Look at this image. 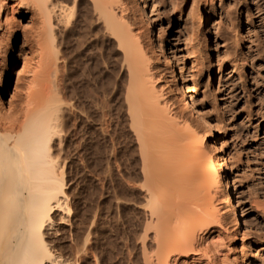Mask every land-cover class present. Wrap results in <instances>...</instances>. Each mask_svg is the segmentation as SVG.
I'll return each instance as SVG.
<instances>
[{
  "label": "rangeland",
  "instance_id": "obj_1",
  "mask_svg": "<svg viewBox=\"0 0 264 264\" xmlns=\"http://www.w3.org/2000/svg\"><path fill=\"white\" fill-rule=\"evenodd\" d=\"M52 1H54L55 3L58 2L59 4L61 2H66H63L64 0ZM131 1L132 0H115L114 2L115 6L117 5L116 7L113 5V0H104L103 2H105V5L107 4L105 6V9L109 8L106 11L111 13V15H113L112 17L115 18L116 21L118 20L117 22H120V25L122 23L128 24L127 26L130 25L129 27H131V29L135 31L138 30L140 32V24H142L143 21H141V19L138 20L139 17H137L138 14L136 13L137 9L134 8L135 5H133V2ZM142 1L144 0H139V2ZM145 1L147 3L144 12L145 14H147L146 16L150 18V20H152V36L155 37V39H160V43L164 47L163 53L159 56L158 54H156V41H150V36L148 38L147 33L144 34H147L145 36V40L147 39L149 41V43L147 44L148 41L146 40L148 49L150 45L149 52L151 53L152 51V53H154L151 55L155 56L156 54V56H158L159 60L155 56L156 58H152L151 62L153 63L154 68L158 67L156 68L157 70L155 69V72L160 73V75H158L159 80L160 83L166 85L164 86L165 88L163 87L165 91H167L166 89L170 84L168 88L170 91H167L168 93L166 92L167 96L171 97L172 95L170 101L172 104H174L173 107L178 108L179 111L182 112L180 110L181 108L177 107L179 104L175 105L177 101L175 102V100L173 99L179 100L181 98L179 92L177 91L178 89H186V91L183 90V92H185L186 94L191 93L190 96L193 98V100L197 99L196 101H194L196 102L197 106L203 107L202 113L203 111L205 112L203 114L206 119V124L205 126L199 124V126L198 123H201L202 121L197 122L198 120H196L194 114L188 113V110H186L185 112V110L182 109L184 111L182 112V114H188V116L183 115V118L185 120H187V118H192L190 120L195 123L193 124L189 119L187 120L190 121V124L192 125H190V127L188 128V131L194 135L193 140L197 143L198 147V151L195 150L196 152L192 153L191 160L193 161H190L192 162L190 163V165L192 164L190 168L199 173L201 170H203L201 166H204L205 163H207L204 160H207L206 158L210 155V151L208 150L207 146L209 147L211 143L208 142L207 139L209 138H207V135H204L205 133L203 127L205 130H207V127L211 126L210 131L208 130V133L212 137L214 136L213 138L215 139L217 145L221 146L224 151V161H226L224 163L226 171L228 174L230 173V175L235 178V180L233 178V181L239 194L238 200L236 201V203L238 204L237 210H240V212L238 211V213L240 214V216H242V219L244 218L247 222V225L241 224L239 226L236 245L240 248V245L243 242L244 249L247 250L249 248H252L250 250L252 251L250 255L254 258L252 260H246L245 263L247 262V264H264V0H182L178 1L179 6L174 4L175 6H177L175 9L171 6L170 0ZM179 2H182V4H180ZM12 3L13 2H7L6 7H4V11H7L6 13H8L9 16H12L16 23L20 21L21 25H17L16 29H14V31L10 33L9 37H6L5 35H3L2 37L3 42L0 46V63L3 61V59H1L3 58L2 55H4L5 52L8 53L9 47H14L13 54L15 55V57L11 66L12 69L9 72L10 78L4 84L0 85V104L6 109L10 104H12V106L14 107H17L20 104L23 107H26L27 104H25V101L27 99H33L32 102L34 103H31V106L29 105L30 108L34 109L38 106L37 109H39V106L41 107V103L44 99H42L41 97H43L45 94L49 95L47 92V90H49V87L52 88L56 85L57 87L55 88H58L59 91L60 87L61 90L57 92V96L60 94V96L58 97H60L59 99L63 103L62 107L64 108L66 105V107L64 108L66 111H63V115L61 116L62 119L60 118L61 123L63 125L65 123V126H63V130L65 131L63 132V134L65 136L63 135L64 141L60 146L61 148L59 147L60 149H58V155L61 154L60 156H63V158L60 156L59 157L60 159H63L61 161H63L62 166L64 171V192L67 198L66 207L71 210V214L69 216H65L62 215V213L58 212V214L56 213L57 215L54 216V221H56L55 224L57 223V230L56 234L54 233V235L52 236L53 238L50 237V241H47L49 243V248L50 250H52V253L54 252L53 255L60 256V258L62 257V259L68 258L67 260H70V262H73V264H140L141 254H139V245L135 240L137 239V237L135 238V235L137 236V233H139L140 230L139 227L143 228V223L145 222V213L144 211L142 212V209L140 208V204L143 203L145 193L144 189H141L144 193L143 195L138 184L140 182L141 184L143 183V180H138L139 177L142 178V165L140 163L141 160L139 159L140 153L138 154V143L137 141L135 142L136 138L134 134L131 133V129L128 127L129 123L126 124L128 120L126 116L127 114L125 112V106L124 109L122 108L123 106L118 107V110L116 109V106L124 105V99H122L124 98V94L122 93L123 90L122 92L120 91L123 86L120 87L121 89H119V86L124 84L123 81L124 79H126V77L123 73L119 72L121 71L119 69L121 68V63H119L118 60L121 59L120 56L122 54L119 49H117L118 44L115 40V36L113 37L111 31H105L104 27L107 28L106 26L108 25L106 21L105 23L103 22L104 17H101L102 13H99L101 15L97 16V10H94L97 14L93 12L94 8L92 9V1L79 0V4H77L76 6L78 7V9L80 7L81 8L78 10L75 6V11H73L74 13L72 12L74 15L71 13V19H68L70 21L68 22V26L63 24V26H65L63 28L61 27L62 25L52 24L54 22H51V26L55 27L52 28L56 29L55 34V31H52L54 34L53 38H55V35H57V38H55L54 40V50L58 49V52H56L57 55L59 54V57L56 56V58H58V61L55 58V60H52L53 62L56 61L57 63L56 70L54 69L55 72H57V75L53 72L54 70H52V72L51 70L50 72H48V70H45L44 72L43 70L45 68H48L46 67L48 63L44 64L43 60V64H39V57H42L45 52L47 54L49 48L47 47L49 44L47 42L49 40V35H47V40V38H45V34L47 33H43L44 35L42 34V32H44L43 29V31L41 30L40 33V26L37 22L41 20H38L39 17L33 16L35 12L29 11V13H27L24 18H20L22 10H17L15 8V11L11 13L9 6ZM65 4H68L69 6L72 5L71 2H66ZM80 4L81 6H79ZM118 5L120 6V8ZM210 6L213 7V15L206 19L208 17V14L205 13H208L210 11ZM197 8L198 10H196ZM150 10L151 14L150 12L148 13V11ZM192 10L195 11L193 12ZM121 12L123 13L121 14ZM4 15L3 17H5ZM189 16L191 19L189 18ZM3 17L2 20L4 19ZM196 17L200 18V20L198 19V22L197 19H195ZM192 18H194V20ZM204 18L206 20H204ZM112 21L114 23H111L115 25H111V29L118 25L116 21ZM140 21L142 23H140ZM200 21H204L202 26L203 29L199 25ZM33 22H35V24ZM41 22H39L40 25ZM137 22H139L140 24ZM37 24L39 27L37 26ZM102 24H104L105 26H103ZM59 26L61 27V30ZM34 27H38L39 29ZM43 27L44 26H42L41 28ZM122 27L123 24L121 25V28ZM117 28L120 29L119 25ZM63 29L66 30L64 31L65 34L62 33ZM114 29H116V27ZM57 30H60V32H57ZM46 31L49 33L47 29L45 30V32ZM72 31L73 33H71ZM1 32H3V30ZM37 33L42 35L39 37V34L37 35ZM192 34H194L193 38L191 37ZM42 36H44L47 41L43 40ZM110 36H112V38ZM44 41L46 42L45 45ZM41 43L45 46V48H43L44 46L41 47ZM59 44H61V46H59ZM58 46L60 48L56 49V47ZM41 48H43L42 50H44L43 54L41 53L43 52ZM86 49L87 52L89 51V54L87 53L85 55ZM169 49L170 52L172 51L171 53L173 54V56H175L172 60L168 52ZM52 50L53 49L51 48L48 53ZM63 50H65V52H63L64 54L61 53V51ZM119 52L121 55L119 54ZM61 55L63 57H61ZM64 55H66V57H64ZM92 55L94 58L92 57ZM50 56L48 58H50ZM81 56L83 60H81ZM52 57L53 51L51 58ZM85 57L86 60H84ZM87 57H90V60ZM51 58L47 61L51 60ZM92 58L95 60H93ZM79 60H81L82 62ZM96 60V65H100L101 68H99L98 66L93 67V65H95L93 63H95ZM167 61L170 66H168V64H165ZM85 62H88L87 65L91 67L90 71L89 69H87L88 72L85 69L88 68V66L84 68V66H86L84 65L86 64ZM98 62L101 63L98 64ZM70 63L72 66H70ZM80 63L85 69V72L82 71L83 69H81L82 66ZM41 67L43 68V70H41ZM71 67L73 69H71ZM171 67L172 69H170ZM68 69L70 71H68ZM91 69L94 70V72L98 69L97 71L101 75H98V73H96L97 71L94 73ZM99 69L102 70H100L99 72ZM116 70H119L118 73L113 72ZM171 70L173 73V75H171L172 77L170 76V74L172 73H169L171 72ZM67 71L69 72V74ZM232 71L236 72L234 74H230L232 73ZM47 72L51 75L52 73H54L52 77L54 75L56 76L52 78L50 77L51 75ZM74 72H76L77 76H80L83 72L86 75H89V72H92L94 73L93 75L97 77V79L98 77L100 78L98 80H92L96 77L92 78L91 76L89 78L90 75L86 77V75L83 73L82 76L74 79L72 77L73 75L74 77L76 76ZM179 72L181 74H179ZM43 73H46L44 74L45 76H47V74L50 75L49 78L51 79V81L52 79H54V81L50 82L48 76L43 78ZM77 73L81 74L78 75ZM92 73L90 74L92 75ZM113 73L114 75H111ZM119 73L121 75L123 74V76L119 75ZM173 76L176 77V81L174 80V82L172 80ZM82 77L85 78H83L85 81H80ZM121 77H123L124 79H121ZM102 78L105 79L102 80ZM108 78L110 79L109 81H112L113 79V81L115 80V82L120 83V85L118 86V83H113L112 81L111 83L114 84L113 88H115L113 89L111 83L108 81L107 83H109L110 85V87L108 88L111 90H109L108 88L106 89L105 87L100 90V85H103L104 83L106 84V79L108 80ZM42 80H46L47 82H50V84L47 82L46 84H43L45 82H43ZM70 81L72 84L75 83V87L78 86L76 87V89H83L87 86L89 87V85L91 84L89 88L94 90H79L82 92L93 91L92 93L94 95H91L90 92L89 95L85 92L84 93L86 96L82 95L84 93L81 94L79 90L75 89V87H71L72 84H70ZM76 81L78 82V84ZM98 81L100 82V84ZM53 82H55L56 84L54 83L53 85ZM95 83L97 84V86ZM47 84H49V86ZM51 84L53 86H51ZM59 84L60 86H58ZM82 84H85L86 87L85 85L83 87ZM115 84L118 87H115ZM41 85H43L44 87ZM45 85L48 86L47 90L45 89ZM109 85L106 84L105 86L107 87ZM92 86H95V88H92ZM70 88L75 89V92ZM97 88L99 89V92L96 90ZM116 88H118L119 90ZM69 89L72 92H70ZM104 89L106 90V92L109 91L108 94L104 93ZM95 91L96 94L94 93ZM119 91L123 94H121L122 97ZM73 92L76 96H73ZM115 92L118 93L115 94ZM98 93H101V95ZM102 93H104V95ZM41 94H43V96ZM69 94L70 96L71 94H73L72 96L74 98H79L82 100L77 101L75 99V102L78 103L74 106V108L73 106H71V102L73 103L72 99H70L71 101L69 99L67 101V96ZM79 94L82 95V97H80ZM105 94H107V96ZM90 95L92 97L100 95V98L102 100H99V102L98 99L100 98L97 96L96 101L95 98H90ZM72 96L70 98H72ZM88 96L90 99H95L94 101H96L93 102L94 107H92V110L90 109L92 106L91 102L93 100L90 101L91 105L87 104L90 100L87 98ZM174 96L175 98H173ZM82 98L87 99L84 100ZM40 99H42V101ZM86 100L88 102L85 103ZM39 101H41L40 105L38 103ZM101 101L104 102L102 103ZM119 101H122V104ZM105 104L108 106H106V108H104L105 106L102 107V105ZM110 104H112L113 106ZM88 105L90 106L88 107ZM97 105L99 109L97 108ZM67 107L68 109H71V111H67ZM76 107L80 108L78 109L79 111L75 109ZM81 107L83 108V110H85V108H90L89 111L90 113H92H89L90 118L88 121V124H90L91 126V130L94 129L92 130V133L91 131L89 133L92 136H90L89 134L87 135L84 125L86 124L87 120H85L84 115L82 117V114H78L79 112H84L82 111ZM107 107L109 108L110 112L112 111L110 115H108L109 110ZM100 108H103V111L101 110L103 112V115L105 113V116H107L105 117L100 114L101 118L104 117L103 122V118L101 120L99 119L98 121L96 120L100 118L98 117L100 116L98 115V113L101 112ZM112 108L116 112H113ZM73 109L76 111H74ZM95 109L98 110V112H95ZM122 110L124 113H122ZM33 111H35V109ZM85 112H88V110H85ZM119 112L124 116V118L119 114ZM93 113L95 116L93 115ZM72 114H76L75 117ZM111 115L113 117L116 115L114 118H109L114 120L113 122L107 119L108 116L110 117ZM119 116L126 120V123ZM106 119L108 123L106 122ZM100 121L104 124L100 123V126H102L99 128L98 124ZM195 121L197 122L199 128L197 126H193L196 125ZM124 123L126 124V126ZM97 128H99L100 130ZM97 130L99 131L97 132ZM93 133L97 135H93ZM88 136L90 137L88 138ZM85 137L86 139H89L88 141L85 140L86 142H84ZM89 141H93L92 144H90ZM94 144L97 148L95 151L96 154L94 151H92L95 150ZM86 146H90L91 148ZM92 146L94 148H92ZM61 149L64 151H62ZM83 150L87 151L85 152ZM88 151H91V154ZM86 155L89 157H87ZM89 158L91 161L89 160ZM86 160L90 163L88 164ZM138 172L140 173L137 174ZM202 172L203 171H201L200 174ZM203 174H205V172H203ZM137 175L140 176L137 178L135 177ZM217 180L218 182H216V184H218L215 185V187L212 186L215 192L217 191V196L214 197L218 199L215 201L216 203L214 205L215 207H217L221 219L224 220L222 221V227L224 228V230H226L227 233H233V225L229 223V220H227L228 218L224 214L225 210H222L224 209L223 207L225 204V192L224 190H222L223 188L220 183L222 182V180H220L219 177ZM211 183H213V181ZM214 190L212 193L213 195H215ZM125 197L129 198H126L125 200ZM122 199L124 200L122 201ZM59 216L60 218L61 216L63 217V219L65 218L64 220L66 221V223L58 224L60 221ZM137 228L138 231L136 230ZM86 237H89L90 240L93 241H90L92 243H90V246L93 247H89V251H87L88 249L85 251L82 250V248L85 249L82 243L84 242ZM137 247L139 253L138 250H136ZM135 255L139 257H137L136 259ZM138 259L140 262H138Z\"/></svg>",
  "mask_w": 264,
  "mask_h": 264
},
{
  "label": "bare ground",
  "instance_id": "obj_2",
  "mask_svg": "<svg viewBox=\"0 0 264 264\" xmlns=\"http://www.w3.org/2000/svg\"><path fill=\"white\" fill-rule=\"evenodd\" d=\"M65 1L71 2L72 5L69 6L68 5L69 3L65 4L66 3ZM89 1H92V3H93V4L91 3L92 9L94 8L93 12L96 13V11H94V10H97V12H98V14L96 13L97 16L101 15L99 13H102L101 17L102 18L104 17L103 22L105 23V21H106V23L108 25V26H106L107 28L104 27V29H105V31H108V32L111 31L113 37L115 36V40L118 44V46H117L118 48L117 47L116 48L119 49V51L122 54L121 55L119 52V54L121 55L120 56L121 59L118 60V62L121 63L120 64L121 68H119L121 71L116 70L113 72L118 73V71H119V72L123 73L125 75L126 79L121 77V79L122 78L124 79V81H123L124 84L121 86H119L120 83L115 82V80L113 81V79H112V81H113V83H118L117 85L119 86V89H121L120 87L123 86V88L120 91L122 92V90H123L122 93L124 94V98H122V99H124L123 100L124 105L116 106V109L120 106H123L122 108L124 109V106H125L126 111L125 110L124 111L127 114V115L126 114L125 115L127 116L128 122L126 123V120L123 119L124 116L122 114H120L121 111L119 112V114L122 115L123 118H121V116H119V117L121 119H123V121H125L126 124L129 123L128 127L131 129V133H133L135 138H136L135 142L137 141V143H138L137 144L139 146L138 147L139 148L138 154L140 153L139 159L141 160L140 163L142 165V169L141 168L140 169L142 171L141 173H142L143 179L139 177L140 175L139 176L137 175L135 177H137V178L139 177L138 180H140V179H141V181L143 180L142 184H141V182L138 184L140 186V190L144 189V193H145L143 203L141 202L142 204H140V208L142 209V212L144 211V213H145V215H144L145 216L144 217L145 222L143 223L144 226L142 225L143 228L139 227L140 230H139V233H137V236L135 235V238L137 237V239L134 238L136 240L137 244L139 245L140 253H139L138 247H137V249L136 248L135 249L138 250L139 254H141V257H140L141 259L139 258L141 260V262L139 261V259H138V262H140V264H247V262L245 263L246 260L248 261V260H252L254 258L250 255L252 252L250 250L252 248H249L247 250L244 249L243 242L241 243L240 248L237 247V245H236L237 244V238H238L239 226L241 224L247 225V222L245 221L244 218L242 219V216H240V214L238 213V211L240 212V210H237L238 204L236 203V201L238 200L239 194L236 190L237 188L235 187V184L233 181L234 177L231 176L230 173L228 174L226 171L225 163H224V162H226V161H224L225 160L224 151L221 148V146L217 145L215 139L213 138L214 136L212 137L208 133L210 131L211 126L209 127L208 126L209 124H208L207 130H205L203 127L206 124V119H205L204 114H203L205 112L203 111V113H202L203 107L197 106L196 102H194L197 99L193 100V98L190 96L191 93L186 94L185 92H183V90L186 91V89L181 90V88L180 89L177 88L178 89L177 91L179 92V94L181 96V98H180L181 100L180 99L179 100L173 99V98H175V96H174L172 99L175 100V102L177 101L175 103V105L179 104L177 107H180L181 108L180 110L182 112H184L183 110H185V112H186V110H188L187 111L188 113L194 114L196 117V120H198L197 122L202 121L201 123H198V125L199 124L203 125V126H201V127H203V130L205 133V134L204 133L203 134L207 135V138H209L207 140L209 143H211V145L209 147L207 146L208 150L210 151L209 152L210 155L206 158L208 161L204 160L207 163L203 162V163H205V165L204 164L203 165L206 167L201 166L203 168V170H201V171L205 172V174H203V172L200 174L201 171L200 172L198 171L199 173H197V172H195V170L190 168V166L192 165V164L190 165V163H192L190 161H193V160H191L192 153H195L196 152L195 150L198 149L197 143L193 140L194 135L188 131V128L191 125L190 123L192 122L190 119H192V118L189 119L186 117L187 120L189 119L191 122L185 120L183 118L184 114H182V112H180L178 108L173 107L174 104H172L170 101L172 95H171V97L167 96V93L170 91L168 89L170 84L168 85V88L166 89L168 92L165 91L164 86H166V85L160 83V80H159L158 75H160V73L158 71L157 72L159 74L155 72L157 70L156 68H158V67L154 68L153 63L151 62L152 58H154L156 56V54H158V56H159L163 53L164 47L161 45L160 39H157V38L155 39V37L152 36V32H153V25L151 23L152 20H150V18H148L146 16L147 14H145V12H144V9H146V3L147 2L145 0L142 2H139V0H132L131 1V2H133V5H135L134 8L137 9L136 13L138 14L137 17H139L138 20L141 19V21H143V23L140 21V23H142V24L137 22L141 26L140 27L141 29H139L140 30V32H139L138 30L135 31V30L131 29V27H129L130 25L127 26L128 24H125V23H122L123 27L121 28L122 24L120 25L119 24L120 22H117L118 20L116 21L115 18L112 17L113 15H111V13L106 11L109 8L106 7L107 9H105V6L107 4L106 5L104 4L105 3V2H103L104 0H89ZM114 1L115 0H113V2ZM175 1H177V2H175ZM178 1H182V0H170L171 6L174 7V9L177 7L175 5H178ZM7 2H13L9 6L11 13L13 11H15L14 10L15 8L17 10H22V12L20 14V18H24L25 15L27 13H29V11H32V12H35V14L33 13L34 14L33 16L39 17L38 20L42 21V22L39 21V22H41V25L45 24L42 26H44V27L46 26V27L41 28L42 26L40 25L39 22H37L40 26V29L38 28L39 27L38 24H37L38 27H34V28H38L40 30V33H41V30L43 29L44 32H42V34L47 33V34H45L46 35L45 38H47V40H48L47 35H49L48 41L44 38V36H42V38H43V40H45L49 43L48 46L46 45L47 47H49L48 51L51 48L53 49L52 50L53 51V57L51 58L52 51L49 53L47 51V54H46V52L44 53V50H42L43 48H45L44 45L46 44V42L44 41L45 42V43L43 42L44 45L41 43L42 44L41 47L44 46L43 48H41V50L43 52H41V51L40 52L42 54L44 53L45 55L44 54L43 55L46 58H44L43 55H42L43 59H42V57H39V60H40L39 64H43V60H44V64L48 63V65H49L51 63L49 66L45 65L48 68H45L44 70L42 68L43 66L41 65L42 66L41 70H43L44 72H45V70L46 71L48 70V72H50V70H51V72L54 69L56 70L57 63H56V61L53 62L52 60L58 59V58H56V56L59 57V54L57 55V52H58L57 48H60L59 46H61V44H59V46L56 47L57 50H54V48H55L54 47V43H55L54 40H55V38H57L56 37L57 35H55V38H53V35L56 33V31H55L56 29H54L55 28L54 26H51V22L52 21L54 22L52 24L62 25L61 27H63V28L65 27V26H63V24L68 26V22H70L68 20L70 18V14L73 11H75L74 8L77 4H79L78 3L79 0H64L63 2H65V3L61 2L62 4L61 3L59 4L58 2L55 3L52 0H0V33H2V34H0V46L2 45V42H3V40H2L3 35H5L6 37H9L10 33L12 31H14V29H16L17 25H21L20 21H18L16 23V21H14L12 16H9L8 13H6L7 11L6 12L4 11V7H6ZM108 4H110V3H108ZM116 4H117V2H116ZM180 4H182V2ZM113 5L115 6V2ZM79 6H81V4ZM119 8H120V6H119ZM210 8L212 9L213 7L210 6ZM77 9H78V7H77ZM211 9L209 12L207 11L208 13H205V14H208V17L206 19H208L211 15H213L212 14L213 9H212V11H211ZM196 10H198V8ZM149 12L151 14V10L148 11V13ZM122 13L123 12H121V14ZM3 15L5 17H3ZM68 15H69V17H68ZM195 16H196V14H195ZM2 17L4 18L3 20H2ZM189 18H190V16H189ZM192 19L194 20V18H192ZM195 19H197V22H198V19L200 20V18H197V17ZM206 19L204 18V20H206ZM112 20L116 21V23L119 25L120 29L117 28L118 25L115 26L116 29H114L115 27H113L111 29V27L115 25V24L113 25L114 22ZM35 22H33V23L35 24ZM111 22H113V23H111ZM203 22L204 21H200L199 25L201 26V28L203 26ZM144 24H146V25H144ZM102 25L105 26L104 24H102ZM52 27H54V28H52ZM61 27L59 26L60 30H61ZM46 29L49 31V33L47 31L45 32ZM107 29H109V30H107ZM2 30H3V32H1ZM60 30L59 31L57 30V32H60ZM69 30H71V29H69ZM52 31H55L54 34ZM64 31H66V30L63 29V32H62L63 34H65ZM37 32H38V30H37ZM66 33H68V32H66ZM71 33H73V31ZM145 33L148 34V38L150 36V41H154V40L156 41L157 46H155V49H156L155 56L151 55V54H154V53H152V51H151V53L149 52L150 45H149V49H148L147 44L149 43V41L147 39L146 40L148 42L145 40V36L147 35V34L144 35ZM188 33H186V34H188ZM38 34L39 33H37V35ZM41 35L39 34V37ZM193 36H194V34H192L191 37L193 38ZM36 37H38V36H36ZM110 37L112 38V36H110ZM68 38H69V36H68ZM191 41H193V40H191ZM146 42H147V44H146ZM65 45H66V43H65ZM13 48L9 47L8 53L5 52L4 55H2L3 58H1V59H3V61L0 63V85L4 84L10 78L9 72L12 69L11 66L13 63V59L15 57V55L13 54ZM46 50H47V48H46ZM63 52H65V50L61 51V53H63ZM88 52L86 49L85 55ZM91 52H92V50H91ZM168 52H169V55L171 56V60L174 59L175 56H173V54L171 53L172 51L170 52V49H169ZM48 54H50L51 56ZM71 54H70V56H71ZM62 55H61V57H63ZM90 55H91V53H90ZM90 55H88V56H90ZM49 56L51 58V60H49L50 63H49V61H47L48 59H50V58H48ZM158 56H156L157 59H158ZM64 57H66V55H64ZM92 57H93V55H92ZM81 58H82V56H81ZM87 58L90 60V57H87ZM165 58H164V61H165ZM116 59H117V57H116ZM81 60H83V58ZM81 60H79V61H81ZM84 60H86V57ZM89 60H87V61H89ZM93 60H95V59H93ZM71 63H70V66H72ZM87 63L84 64V65H86V66H84V68L88 66V68H85L86 71L88 72L87 69H89V71H90L91 67L89 65H87ZM100 63L98 62V64H100ZM93 64H95V65H93V67L98 66V65H96L97 60ZM165 64H168V61ZM81 66H82V64H81ZM168 66H170V64H168ZM98 67L101 68L100 65ZM57 68H58V66H57ZM84 68L82 66V68H81V69H83L82 71L85 70ZM69 69H68V71H70ZM71 69H73V68L71 67ZM170 69H172V67ZM55 70L53 72L56 73V75H57V72H55ZM59 70H60V68H59ZM97 70H95V72ZM100 70H102V69H99V72H100ZM110 70H111V68H110ZM57 71H58V69H57ZM92 71L94 72V70H92ZM235 72L232 71V73H230V74H234ZM54 73H52V75ZM74 73L76 75V72H74ZM81 73H79V74L77 73V74L80 75ZM90 73H92V72H89L90 76L86 75L85 73L84 74L86 75V77L89 76V78L91 76H92V78L96 77L95 75H93L94 73H92V75ZM96 73H98V71ZM169 73H172V70ZM44 74H46V73H43V75ZM48 74H50V73H48ZM48 74H47V76L49 78V76L51 74L50 75H48ZM68 74H69V72H68ZM82 74L80 76H82ZM123 74L121 75L119 73V75H121V76H123ZM179 74H181V73L179 72ZM52 75L50 77H52ZM56 75H54L53 77H55ZM98 75H101V74L98 73ZM111 75H114V73ZM171 75H173V73L170 74V76ZM47 76L44 75L43 78H45ZM76 76L74 77V75H73L72 77L74 79L80 77V76H77V77ZM115 76H117V75H115ZM115 76H114V79H115ZM101 77H103V76H101ZM83 78L84 77H82L80 81L85 79V78L84 79ZM99 78L100 77H98V79ZM105 78H102V80ZM109 78H108V80L106 79L107 85H109V83H107L110 80ZM175 78L176 77L173 76V79H172L173 82H174ZM95 79H97V77L92 79V80H95ZM46 80H48V79H46ZM46 80L45 81L42 80L43 82H45V83H43V82L42 83L46 84V82H47ZM52 81H54V79H52ZM52 81L50 79V82H52ZM91 81H90V83H91ZM112 81H109V82L111 83ZM50 82H47V83L50 84ZM55 82H53L52 84L54 85ZM164 82H166V81H164ZM80 83H82V82H80ZM103 83H104V81H103ZM49 84H47V85L49 86ZM52 84H51V86H53ZM70 84H72L71 81H70ZM74 84H72L73 86L71 85V87H75ZM77 84H78V82H77ZM95 84H93V85H95ZM99 84H100V82H99ZM47 85H45L46 90L48 89ZM84 85L82 84L83 87H84ZM90 85H89V87H90ZM103 85H100L101 87H99V85H98L100 90L103 89L104 87L106 89L108 87H110V85L107 87L105 85L104 86ZM113 85L114 84L111 83L112 88H113ZM41 86H43V85H41ZM58 86H60V84ZM96 86H97V84H96ZM118 86H116V84H115V87H118ZM55 87H57V86L55 85ZM55 87L54 86L52 88L49 87V90H47L49 95L45 94V90H44V94L47 97L44 95L46 97L45 98L43 96V94H41L43 96L41 98L42 99L44 98V99H43L42 103H41L42 99H40L41 101H39L38 103H39V105H40V103L42 105H41V107L39 106V109H37L38 106H37V108H34L35 111H33L34 110L33 108H30L31 103H34V102H32L33 99L32 100L27 99L25 101V104H27L26 107H23L21 104L17 107H14V106H12V104H10L8 106V108L6 109V108L2 107V105L0 104V264H73V262L71 263L70 260H67L68 258L62 259V257L60 258V256L53 255L54 252L52 253V250H50V248H49V243L47 242L50 239V237H52L54 235V233L56 234V230H57L56 224L57 223L55 224L56 221H54V216L57 215L58 212L62 213V215H65V216L66 215L69 216L71 214V210L66 207V204H67L66 199L67 198H66V194L64 192V171H63V166H62L63 161H61V160H63L62 159L63 156H60L61 154L58 155V153H59L58 149L61 148L60 146L63 143V141H64L63 137L65 136L63 134V132H65L63 130V126H65V123L63 125L60 120L62 119L61 116L63 115L62 114L63 111H66L64 109L66 107V105L64 108L62 107L63 103L59 99L60 97H58V96H60V94L57 96V92L61 91L60 87H59V91H58V88H55ZM76 87H78V86H76ZM76 87H75V89H76ZM85 87H86V85H85ZM89 87L87 86L86 88H83V89H86L88 91L89 89H91ZM92 88H95V86H92ZM70 89L72 90L73 88H70ZM70 89H69V91L72 92ZM75 89H73V91ZM79 89L83 90L82 88H78L76 90H79ZM99 89L97 88L96 90L99 92ZM113 89H115V88H113ZM116 89H118V88H116ZM91 90H94V89H91ZM109 90H111V89H109ZM74 92H73V94H74ZM79 92L81 94L85 92L86 94L88 93V95L90 93H91V95H94L92 93L93 91L92 92L89 91L90 92L89 93L86 91L82 92L79 90ZM100 92H102V91H100ZM108 92H106V90L104 91V93H107V94H108ZM121 92H120V95L122 94ZM85 93L82 95H85ZM94 93L96 94V91ZM104 93H102V94L104 95ZM116 93H118V92H115V94ZM73 94H71V96ZM98 94L101 95V93H98ZM107 94H105V95L107 96ZM111 94H113V93H111ZM82 95H80V97H82ZM100 95H97V96L100 98L101 97ZM122 95H121V97H122ZM71 96H70V94L67 96L68 97L67 101H68V99L69 100L72 99L73 103L71 102V106H73V108H74V106L78 103L75 101L76 100L80 101L81 99L74 98L73 96H76L75 94L72 96V98H70ZM97 96H95V97L91 96L90 98L96 99ZM118 96H119V94H118ZM73 98H74V100H73ZM87 98L90 99L89 96ZM87 98H85V99H87ZM64 99H65V97H64ZM82 99H84V98H82ZM95 99H90L89 103H87V104H90V101L93 100L91 102L92 103L91 109L85 108V110H88V112H85V110H83L82 107H81L82 111H84V112H81V113L77 112L79 115L82 114L81 115L82 117L84 115L85 120H87L86 124H84L87 135L90 133V131L92 133V130H94V129L91 130V126H90V124H88V121L90 118V114H92V113H90L89 109L92 110V107H94L93 102L97 101V99H96V101H94ZM99 100H102V99L100 98V99H98V101ZM62 101H64V100H62ZM65 102H66V100H65ZM86 102H88V101L86 100L85 103ZM119 102H121V104H122V101H119ZM81 103H83V102H81ZM97 103H95V104H97ZM173 103H174V101H173ZM90 105H88V107ZM108 105L105 104V105H102V107L105 106L104 108H106V106H108ZM110 105H112V104H110ZM99 106H100V104H99ZM78 107H76L75 109H77V110L80 109ZM97 108H98V105H97ZM31 109H33V110H31ZM67 109H68V107H67ZM102 109L100 108V111ZM114 109H113V112H116L119 108L117 110L115 109L116 111H114ZM69 110L71 111V109H68L67 111H69ZM108 110H109V108H108ZM74 111H76V110H74ZM102 111L100 113H98V115L101 114L102 116H105V113L103 115ZM95 112H98V110H96ZM105 112H106V109H105ZM111 112L109 110L108 115H110ZM122 113H124L123 110H122ZM64 115H66V114H64ZM72 115H74V114H72ZM75 115H74V117H75ZM93 115H94V113H93ZM101 115L98 116L100 118H98L96 120L98 121L99 119L101 120L103 118L102 119V122H103L104 117L101 118ZM185 115L188 116V114H186V113H185ZM96 117H97V115H96ZM105 117H107V116H105ZM112 117H113L112 115L110 117L108 116L107 119L111 120V122H113L114 120L109 119ZM91 119H94V118H91ZM107 119H106V122L108 123ZM63 120H65V119H63ZM197 122H196V125H193V126L198 127ZM81 123H82V121H81ZM83 123H85V122H83ZM93 123H94V121H93ZM100 123H101V121L98 124L99 128L102 126V125L100 126ZM192 123L195 124L194 122H192ZM101 124H104V123H101ZM126 124H125V126H126ZM84 125H82V126H84ZM92 128H94V127H92ZM99 128H97V129H99ZM65 130H66V128H65ZM99 130H97V132ZM84 134H85V132H84ZM89 135L92 136L91 134H89ZM93 135H97V134L93 133ZM90 136H88V138ZM88 138L86 139V137H85L84 142H86L85 140L88 141L89 140ZM92 142H90V144H92ZM95 144H94V147H95ZM90 146H86V147H90ZM94 147L92 146V148H94ZM98 147H99V145H98ZM94 149L95 150H92V149L91 150L95 152L97 148L95 147ZM100 149H101V147H100ZM88 150H89V148H88ZM62 151H64V150H62ZM83 151H85V150H83ZM97 151H99V150H97ZM89 153H86V154H89ZM95 154H96V152H95ZM95 154H94V156H95ZM92 155H93V153H92ZM59 156L62 158L60 159ZM87 157H89V156H87ZM87 157H86V159H87ZM90 158H89V160H90ZM203 159H205V158H203ZM86 162H87V160H86ZM87 163L89 164L90 162H87ZM192 171H194V172H192ZM139 173L140 172H138L137 174H139ZM218 177L220 178V180H222V182H220V183H221L222 188H223L222 190H224V192H225V195H224L225 204L223 207L224 209H222V210L223 211L225 210L224 214H225V216H227V218H228L227 220H229L230 221L229 223H231L233 225V228H234V231H232L233 233H229V232L227 233L226 230H224V228L222 227V221H224V220L221 219L219 211L217 210V207H215V205H214L216 203L215 201L218 199L216 197H214V196H217V191L215 192V190L212 188V186L215 187V185L218 184V183L216 184V182H218V180H217ZM234 180H235V178H234ZM212 181H213V183H211ZM141 186H142V188H141ZM213 190L215 192V195L212 194ZM142 193H143V191H142ZM144 193H143V195H144ZM121 198H123V197H121ZM126 198L127 197H125L124 199L126 200ZM124 199H122V201ZM120 201H121V199H120ZM59 218H60V216H59ZM64 219L61 216V218L59 219L60 221L58 220L59 221L58 224L66 223V221ZM136 230L138 231V228ZM90 241H91L90 238L86 237L84 242L83 243L81 242L85 247V249L82 248V250L85 251L88 249L87 251H89V249H90L89 247H93V246H90L92 244L91 242H93V241H91V242ZM84 254H85V252H84ZM136 255H135V258L137 259V257H139V256H136ZM136 262H137V260H136Z\"/></svg>",
  "mask_w": 264,
  "mask_h": 264
}]
</instances>
